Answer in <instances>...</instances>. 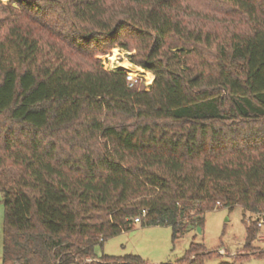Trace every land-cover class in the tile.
<instances>
[{
    "label": "trees",
    "instance_id": "1",
    "mask_svg": "<svg viewBox=\"0 0 264 264\" xmlns=\"http://www.w3.org/2000/svg\"><path fill=\"white\" fill-rule=\"evenodd\" d=\"M115 46L150 84L98 65ZM0 192L1 264H81L142 210L175 239L235 205L256 218L218 264L249 258L264 226V0H0ZM211 255L191 242L164 264Z\"/></svg>",
    "mask_w": 264,
    "mask_h": 264
},
{
    "label": "rangeland",
    "instance_id": "2",
    "mask_svg": "<svg viewBox=\"0 0 264 264\" xmlns=\"http://www.w3.org/2000/svg\"><path fill=\"white\" fill-rule=\"evenodd\" d=\"M3 3L8 0H1ZM134 51H127L115 46L103 54L95 55L98 65L111 70L125 68L137 78L136 84L144 86L151 83L153 74L130 61ZM150 73V76L147 74ZM150 77V78H149ZM3 201L0 192V264L2 256L3 229ZM203 225H188L186 230L177 238L172 239V229L168 225H142L133 222L130 228L114 236L106 238L102 244L94 247L97 258H84L81 264H110L101 261V256L124 257L137 255L147 264L173 263L181 258L191 242L202 243L212 255L205 260V264H218L220 261H231L235 256L244 253L246 241V225L256 218V215L235 205L215 208L203 214ZM249 258L236 260L235 264H264V226H261L252 249L247 252ZM77 264V263H72Z\"/></svg>",
    "mask_w": 264,
    "mask_h": 264
},
{
    "label": "built area",
    "instance_id": "3",
    "mask_svg": "<svg viewBox=\"0 0 264 264\" xmlns=\"http://www.w3.org/2000/svg\"><path fill=\"white\" fill-rule=\"evenodd\" d=\"M126 79L128 81V85L129 86L135 85L136 82H137V78L135 77V75H133L129 71H127ZM144 214H145V210H142L141 215H138V216L134 217L133 221L134 222H139L140 221V217L143 216Z\"/></svg>",
    "mask_w": 264,
    "mask_h": 264
},
{
    "label": "bare ground",
    "instance_id": "4",
    "mask_svg": "<svg viewBox=\"0 0 264 264\" xmlns=\"http://www.w3.org/2000/svg\"><path fill=\"white\" fill-rule=\"evenodd\" d=\"M150 76V73H147ZM150 78V77H149Z\"/></svg>",
    "mask_w": 264,
    "mask_h": 264
},
{
    "label": "water",
    "instance_id": "5",
    "mask_svg": "<svg viewBox=\"0 0 264 264\" xmlns=\"http://www.w3.org/2000/svg\"><path fill=\"white\" fill-rule=\"evenodd\" d=\"M198 230H200V228H198Z\"/></svg>",
    "mask_w": 264,
    "mask_h": 264
}]
</instances>
